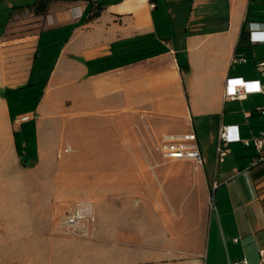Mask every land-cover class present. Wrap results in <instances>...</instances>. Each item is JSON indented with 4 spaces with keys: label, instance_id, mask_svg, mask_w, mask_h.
<instances>
[{
    "label": "crops",
    "instance_id": "1",
    "mask_svg": "<svg viewBox=\"0 0 264 264\" xmlns=\"http://www.w3.org/2000/svg\"><path fill=\"white\" fill-rule=\"evenodd\" d=\"M12 1L0 5V264H264V158L252 145L232 142L223 162L215 159L221 125L237 124L241 139L264 134V113L257 111L264 95L224 94L228 76L264 82L256 69L264 58V0H110L85 22L93 2L52 0L45 14H35L36 0ZM76 22L38 103L26 94L37 86L7 92L25 85L35 70L40 32ZM138 35L152 36L166 51L89 72L87 61ZM239 42L254 71L239 65L245 61L233 62ZM23 100H29L26 108ZM87 114L105 127L94 137ZM24 115L26 121H17ZM186 132L196 135L202 165L155 163L147 178L114 172L122 165L123 142ZM64 147L84 160L57 161ZM23 156H29L26 166ZM79 200L95 208L88 238L66 235L59 226L67 203ZM141 214L153 227L139 241L138 228L124 229L122 219L134 223Z\"/></svg>",
    "mask_w": 264,
    "mask_h": 264
},
{
    "label": "built area",
    "instance_id": "2",
    "mask_svg": "<svg viewBox=\"0 0 264 264\" xmlns=\"http://www.w3.org/2000/svg\"><path fill=\"white\" fill-rule=\"evenodd\" d=\"M88 3L97 0H83ZM253 24V23H252ZM251 31H257L251 27ZM246 57L242 53H236L233 62L245 61ZM256 69L264 76V58L256 62ZM262 93L264 95V82L259 79H244L241 76H228L225 80L224 94L229 99H242L250 93ZM259 112L264 113V107L258 108ZM28 116L24 115L17 121H26ZM263 132L260 136H252L249 139H241L237 124H223L218 130V136L215 146L216 163L223 162L224 157L229 152V144L232 142H242L246 146H253L260 154V158H264V139ZM154 150L159 153L164 160L182 159L192 161L196 165H202L203 156L199 149L196 135L194 132L186 133H164L158 137L153 144ZM57 153L58 156L62 152L70 151L69 147H65ZM96 221V213L94 204L90 200L75 201L61 213L59 217V226L66 235H73L82 238H88L92 234V227ZM261 263H264V250H260ZM247 264L244 259L242 261ZM237 264V263H233Z\"/></svg>",
    "mask_w": 264,
    "mask_h": 264
},
{
    "label": "trees",
    "instance_id": "3",
    "mask_svg": "<svg viewBox=\"0 0 264 264\" xmlns=\"http://www.w3.org/2000/svg\"><path fill=\"white\" fill-rule=\"evenodd\" d=\"M51 1L52 0H36L34 13L45 14ZM109 1L110 0H97L91 3L89 12L85 17H83L82 21L85 22L96 18L100 14L104 5ZM78 24L79 22L73 23L70 27H66L61 31H56L54 29L41 31L33 57V67L35 68L36 65H39L42 73L34 76L35 70H33L25 85L16 89L8 90L7 92L23 90L40 84L41 89L36 88L33 91L26 93L31 94L32 97L29 98L34 100V105L37 104L61 46L67 40L70 30ZM238 47H240V42L237 44L236 48L237 53H240ZM164 51H166V47L157 39L149 35H138L133 38L113 42L111 44V53L109 55L89 60L86 64L89 68V72L94 74L127 65L141 59L160 54ZM242 54L246 57L245 53ZM24 95H17V97ZM27 160H29V156H23L21 158L23 166L28 164Z\"/></svg>",
    "mask_w": 264,
    "mask_h": 264
},
{
    "label": "rangeland",
    "instance_id": "4",
    "mask_svg": "<svg viewBox=\"0 0 264 264\" xmlns=\"http://www.w3.org/2000/svg\"><path fill=\"white\" fill-rule=\"evenodd\" d=\"M8 1V0H7ZM6 0H1L0 1V5H3L5 3H7ZM10 1V0H9ZM29 0H13L12 2H14L15 4H22L24 2H27ZM7 13V12H5ZM157 13V12H156ZM3 15V14H2ZM0 20H4V17L1 16L0 14ZM0 21V22H2ZM239 65L243 66L244 69H248V70H252L254 71V64H253V59L249 58L247 60H245V63H240ZM42 71L40 70V66L36 65L35 66V72H34V76H37L39 74H41ZM37 89H41V85H37ZM29 100H23L20 103V106H23L22 108H26V106L28 105ZM11 107L13 108V110L18 109V104L15 102L14 98L13 101L11 103ZM95 114H87L86 116L83 117V119L86 118V120H91V127L89 128L88 126L86 127L87 129V133H90L92 136L94 137L95 132H100L101 130H104L105 127L101 128L100 127V123L98 122L97 116H94ZM28 131L29 132V136L27 139L28 142V149L31 152L35 151V139H34V135L33 133H31V127L28 126ZM116 127L115 125H109L108 130L109 131H115ZM64 131H62V137H63ZM18 138V144L19 146L22 148L24 146V139L22 137V135L20 133H18L17 135ZM117 139V138H116ZM157 138H151V139H137L139 141H137L136 139L134 140L133 143L130 142H123V151L120 152L119 154V159L120 162H122V165L120 166V168L117 171L114 172H120L122 176L124 177H132V176H140L141 178H147L148 175V168L150 169V165L151 164H155V163H160V162H165V161H176L175 160H164L155 150L153 147L154 141ZM115 141V140H114ZM118 141V139H117ZM238 142H234L233 144H237ZM240 147L243 149V146H241V144L239 143ZM112 146L114 147L115 144H112ZM112 147V148H113ZM65 148V147H64ZM115 149V148H113ZM251 150L253 151V148H251ZM59 151H63L62 149L58 150L57 153ZM78 151L75 150H71L64 153L62 152L60 156L57 155L56 153V160L57 161H63L66 160L68 162H82L84 160L83 155H78L77 154ZM98 153V151H97ZM99 154H95V160L99 161ZM104 172V171H103ZM113 172V173H114ZM94 174L100 176L102 171L100 170H96L93 171ZM75 202V201H74ZM73 202H68L66 205V209L68 208V206L70 204H72ZM65 209V210H66ZM62 213V212H61ZM60 213V215H61ZM130 217V216H129ZM129 217H124L122 219V224H123V228L124 229H130L132 228V226H134L136 229L138 228V238L139 241L142 240V238L146 239L148 236V230L153 227L152 223H150L149 218L143 214L140 215L139 217V221H135L134 223H132V221L129 220ZM155 231H154V235L156 236L157 239H159L160 237H163L162 235V223H160L158 220L156 221V223H153Z\"/></svg>",
    "mask_w": 264,
    "mask_h": 264
}]
</instances>
